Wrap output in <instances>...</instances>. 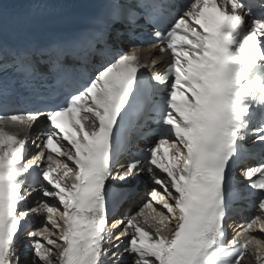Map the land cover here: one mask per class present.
Masks as SVG:
<instances>
[{
	"label": "snow or ice",
	"instance_id": "obj_1",
	"mask_svg": "<svg viewBox=\"0 0 264 264\" xmlns=\"http://www.w3.org/2000/svg\"><path fill=\"white\" fill-rule=\"evenodd\" d=\"M143 7L153 23L167 24L154 36L159 52L171 59L149 79L168 87L152 108L159 139L116 178L142 173L146 164L159 189L135 216L112 219L106 182L127 146L121 137L126 119L140 111L149 64L143 48L133 44L118 52L109 44L117 18L108 19L42 51L54 59L63 104L0 114V264H22L17 241L30 212L45 220L30 233L36 239L28 264H122L120 244L113 243L122 236L128 238L122 252L134 257L133 264H242L246 257L264 264V160L243 172L247 195L233 189V201L248 199L255 211L230 240L227 233L230 172L249 158L244 141L250 133L264 147V0H186L178 6L150 0ZM134 17L129 13L126 20ZM2 20L0 4V53ZM94 56L101 57L94 75L82 70L69 77L70 60L87 64ZM9 59L12 70L36 78L39 62L15 49ZM4 65L0 54V95L7 86ZM41 118L49 129L36 157L27 160L26 136ZM30 178L60 207L45 201L26 209L22 190Z\"/></svg>",
	"mask_w": 264,
	"mask_h": 264
},
{
	"label": "bare ground",
	"instance_id": "obj_2",
	"mask_svg": "<svg viewBox=\"0 0 264 264\" xmlns=\"http://www.w3.org/2000/svg\"><path fill=\"white\" fill-rule=\"evenodd\" d=\"M43 242V241H42ZM126 244H127V240L125 241V243L122 245H120V249H122L123 250V248L126 246ZM49 247H51V246H49ZM17 252H18V255H20L21 256V260H22V264H25V263H27V262H29V261H27V256L30 254V253H32V242H30L23 250H22V252L20 251V249H18L17 250ZM127 254H129V253H124V252H122V255L119 257V259H121L122 258V256H125V255H127ZM133 262H134V259H133ZM133 264V263H132ZM242 264H255V259H254V257H246L245 258V261H243L242 262Z\"/></svg>",
	"mask_w": 264,
	"mask_h": 264
},
{
	"label": "rangeland",
	"instance_id": "obj_3",
	"mask_svg": "<svg viewBox=\"0 0 264 264\" xmlns=\"http://www.w3.org/2000/svg\"><path fill=\"white\" fill-rule=\"evenodd\" d=\"M44 235H45V236H48V237H50V238H52V239H57V237H56V236H52L50 232H46V233H44ZM31 258H32V257H31Z\"/></svg>",
	"mask_w": 264,
	"mask_h": 264
}]
</instances>
